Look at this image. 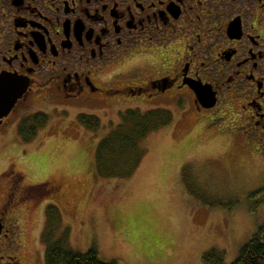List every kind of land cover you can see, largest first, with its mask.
<instances>
[{
  "label": "rangeland",
  "instance_id": "374dc122",
  "mask_svg": "<svg viewBox=\"0 0 264 264\" xmlns=\"http://www.w3.org/2000/svg\"><path fill=\"white\" fill-rule=\"evenodd\" d=\"M115 100L57 108L38 101L30 113H46L49 121L33 141L13 130L0 137V209L18 242L11 255L21 264H45L47 210L55 206L61 217L55 238L68 229L71 250H95L105 263L203 264L213 250L225 253V264L234 263L264 226V161L255 146L233 120L195 122L190 107L161 106L172 124L139 143L145 155L139 168L104 178L99 145L127 113L158 109ZM81 115L96 117L100 128H84ZM116 159H105L102 167L118 164L121 174L128 172ZM43 182L59 188L61 197L50 198Z\"/></svg>",
  "mask_w": 264,
  "mask_h": 264
},
{
  "label": "flooded vegetation",
  "instance_id": "af4514ba",
  "mask_svg": "<svg viewBox=\"0 0 264 264\" xmlns=\"http://www.w3.org/2000/svg\"><path fill=\"white\" fill-rule=\"evenodd\" d=\"M3 79L20 97L8 116L0 111V137L49 117L30 113L38 101L118 98L190 107L195 122L233 120L264 161V0H0ZM49 183L41 185L60 198ZM6 218L0 209V264H21Z\"/></svg>",
  "mask_w": 264,
  "mask_h": 264
},
{
  "label": "trees",
  "instance_id": "16d2710c",
  "mask_svg": "<svg viewBox=\"0 0 264 264\" xmlns=\"http://www.w3.org/2000/svg\"><path fill=\"white\" fill-rule=\"evenodd\" d=\"M80 124L89 131H96L100 128V122L96 117L81 115L78 117ZM49 121V117L43 114L36 115L25 122L28 125L32 122L33 128L28 131H21L25 142L33 141L39 130L43 129ZM172 124V118L169 111L154 110L144 115L139 112H129L123 117V124L112 134L109 139L104 140L97 152V163L99 172L104 178L120 176V178L129 176L139 168L141 159L145 157L139 148V143L150 133L161 127H167ZM29 126V125H28ZM126 127L129 131H126ZM113 153H112V151ZM120 151V154H116ZM134 155H130L129 153ZM133 156V157H132ZM123 159L125 174H121L119 165H112L108 170L103 168L107 158ZM131 157V158H130ZM126 158V159H125ZM106 159V160H105ZM105 160V161H104ZM117 160V159H116ZM115 162V160H113ZM113 164V163H112ZM116 168V169H115ZM60 214L55 206H49L47 210V227L44 235L46 245L45 264H115L105 263L100 260L95 250H90L86 254H80L71 250L68 246L70 240V231L63 230L59 238H55L56 232L60 228ZM225 253L215 250L208 252L203 258V264H225ZM232 264H264V226L260 227L250 242L243 247L238 259Z\"/></svg>",
  "mask_w": 264,
  "mask_h": 264
},
{
  "label": "water",
  "instance_id": "95a60500",
  "mask_svg": "<svg viewBox=\"0 0 264 264\" xmlns=\"http://www.w3.org/2000/svg\"><path fill=\"white\" fill-rule=\"evenodd\" d=\"M0 85V111H3V115L6 117L11 113V111L15 107L18 97L20 96L18 94L16 95V92L11 91L12 88H14L16 85L15 81L3 79Z\"/></svg>",
  "mask_w": 264,
  "mask_h": 264
},
{
  "label": "crops",
  "instance_id": "0c3cea01",
  "mask_svg": "<svg viewBox=\"0 0 264 264\" xmlns=\"http://www.w3.org/2000/svg\"><path fill=\"white\" fill-rule=\"evenodd\" d=\"M199 198H201V199H202V198H204V197L201 195V196H199Z\"/></svg>",
  "mask_w": 264,
  "mask_h": 264
}]
</instances>
